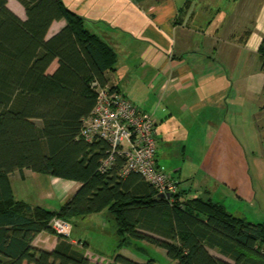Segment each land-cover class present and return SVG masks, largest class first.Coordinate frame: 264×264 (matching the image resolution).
I'll return each instance as SVG.
<instances>
[{
	"label": "trees",
	"instance_id": "trees-1",
	"mask_svg": "<svg viewBox=\"0 0 264 264\" xmlns=\"http://www.w3.org/2000/svg\"><path fill=\"white\" fill-rule=\"evenodd\" d=\"M7 1L0 0V264H99L56 233L51 221L104 210L114 220L119 247L144 241L164 249L173 264H264V222L237 217L210 198H186L178 182L171 198L160 197L139 173L122 174L125 159L118 154L100 170L109 144L86 141L79 132L95 105L93 84H107L116 53L63 0H17L24 19ZM188 7L186 0L180 10ZM60 19L66 25L47 38ZM257 51L264 72V38ZM24 170L80 186L57 209L32 206L15 198L9 180L13 172L23 178ZM41 232L57 236L52 249L32 245ZM114 262L154 264L120 254Z\"/></svg>",
	"mask_w": 264,
	"mask_h": 264
},
{
	"label": "crops",
	"instance_id": "crops-1",
	"mask_svg": "<svg viewBox=\"0 0 264 264\" xmlns=\"http://www.w3.org/2000/svg\"><path fill=\"white\" fill-rule=\"evenodd\" d=\"M63 2L116 53L113 68L105 72L107 84L152 116L157 165L179 183V191L186 198L219 202L237 217L264 222V72L257 51L264 38V0H235L223 22L215 17L204 21L193 1L180 10L186 0ZM7 6L25 18L17 0H8ZM65 25V19L53 21L46 37ZM52 64L50 72L56 61ZM11 177L18 180L14 183L20 197ZM28 177L47 184L31 199L26 186L19 184ZM9 180L16 199L46 208H52L50 203L41 201L54 191L70 198L80 186L29 170L23 171V178L13 172ZM105 212L115 233L110 245L99 244L88 231L70 240L91 261L119 264L114 257L125 256L124 248L118 246L110 213L97 215ZM74 218L83 227L97 223L105 231L107 221L99 224L93 214ZM74 218L71 222L77 225ZM56 240L41 232L32 245L50 250ZM208 250L232 262L216 249Z\"/></svg>",
	"mask_w": 264,
	"mask_h": 264
},
{
	"label": "built area",
	"instance_id": "built-area-1",
	"mask_svg": "<svg viewBox=\"0 0 264 264\" xmlns=\"http://www.w3.org/2000/svg\"><path fill=\"white\" fill-rule=\"evenodd\" d=\"M93 85L95 105L89 116L83 119L79 136L86 141L103 139L109 144L108 157L102 161L100 170L111 164L115 154L121 155L125 159L123 175L137 172L154 186L158 194H169L168 198H171L178 191V184L157 165V136L152 116L116 88L108 84ZM51 227L58 234H67L58 218L52 219Z\"/></svg>",
	"mask_w": 264,
	"mask_h": 264
},
{
	"label": "rangeland",
	"instance_id": "rangeland-1",
	"mask_svg": "<svg viewBox=\"0 0 264 264\" xmlns=\"http://www.w3.org/2000/svg\"><path fill=\"white\" fill-rule=\"evenodd\" d=\"M193 1V2H192ZM235 0H189V3H193L196 10L200 11L202 15H204L203 19L205 20H210L212 17H215V20H220V22L228 20L227 13L229 8L232 7V4ZM215 15V16H214ZM55 64H52L51 67H53ZM50 67V68H51ZM52 69V68H51ZM43 178L45 175H42ZM12 180V186L16 191V196L20 197L19 194L17 193V185L14 183L18 180ZM24 184L29 190V197L28 199H31L32 197L38 196L42 188H45V186H42L41 184L36 183V181L33 178L28 177L26 183H19ZM60 193L58 191H54V194L50 197V199H45L41 201V203H50V209H57L60 205L65 203L69 198H62ZM63 199V200H62ZM109 215L107 212L104 213V215L100 216L97 215V213H93V218L97 220V222L100 224L102 220H106V228L104 229L105 231L103 232L99 228V225L97 223L88 225L87 227H83L84 225L80 224L78 218H74L77 220L76 222L77 225H75V222L71 221H66L62 220V224L66 227L65 236H69V239L78 237L77 234L79 233H84V232H90L94 235V238L97 241H99V244L103 243L104 245H110V241L112 240V233L114 232L113 230V223L111 219H108ZM87 222V221H86ZM72 227V233H70V228ZM111 230V232H110ZM115 236V233H113ZM114 240V239H113ZM130 240V239H129ZM103 245V247H104ZM124 250L122 254L125 255V257H128L130 259H133L137 262H145L147 259L151 258L154 260V264H173L168 258L167 255L164 251V249L157 247L153 244L147 243V242H141V241H133L130 240L129 244H126L123 246Z\"/></svg>",
	"mask_w": 264,
	"mask_h": 264
},
{
	"label": "water",
	"instance_id": "water-1",
	"mask_svg": "<svg viewBox=\"0 0 264 264\" xmlns=\"http://www.w3.org/2000/svg\"><path fill=\"white\" fill-rule=\"evenodd\" d=\"M158 196H160V197H169L170 195H169V194H162V193H159Z\"/></svg>",
	"mask_w": 264,
	"mask_h": 264
}]
</instances>
